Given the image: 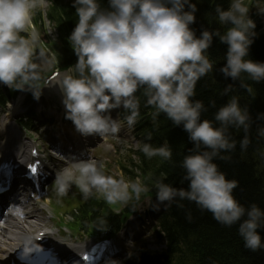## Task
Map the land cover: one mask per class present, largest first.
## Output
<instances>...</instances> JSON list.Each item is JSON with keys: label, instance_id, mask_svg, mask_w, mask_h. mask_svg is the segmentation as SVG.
<instances>
[{"label": "clouds", "instance_id": "obj_1", "mask_svg": "<svg viewBox=\"0 0 264 264\" xmlns=\"http://www.w3.org/2000/svg\"><path fill=\"white\" fill-rule=\"evenodd\" d=\"M36 7V0H0V85L31 92L38 101L42 93H37L34 82L40 75L32 61V48L21 36ZM72 7L77 19L67 39L77 60L58 84L65 119L83 137L115 134L119 120L112 111L127 112V124L132 127L142 96L145 106L154 109V117L163 114L173 126L182 127L193 145L180 164L182 183L187 182V187L167 183L165 176L156 183L157 204L166 210L173 203L177 207H183L182 201L194 203L202 212H210L218 224L238 225L246 249H264V208L255 202L241 203L234 194L239 181L229 179L215 162L231 159L237 148L233 129L243 132L241 151L251 143L252 113L234 94V85L255 99L247 81L264 82V61L250 58L259 33L245 0H229L227 8L217 4L214 21L219 27H202L199 34L193 27L199 11L193 0H73ZM256 14L264 17V8L258 7ZM214 38L227 45L218 71L233 83L221 92L226 103L216 109L212 119H206L203 114L209 107L215 108L216 102L206 106L196 99V89L216 68L209 52ZM255 119L264 121V113ZM256 135L264 139V124L256 127ZM146 139L151 141L152 135ZM141 150L149 159L171 160L173 156L167 142L158 147L143 143ZM72 186L85 200L94 193L102 194L109 204L131 199L126 182L106 174L103 165L90 156L73 155L71 165L56 171L53 188L58 197ZM131 189L136 200L145 191L139 181ZM97 225L102 228L106 221L100 219ZM127 246L133 249L135 241L129 239ZM38 250L30 245L26 253ZM109 259L111 264H120Z\"/></svg>", "mask_w": 264, "mask_h": 264}, {"label": "trees", "instance_id": "obj_2", "mask_svg": "<svg viewBox=\"0 0 264 264\" xmlns=\"http://www.w3.org/2000/svg\"><path fill=\"white\" fill-rule=\"evenodd\" d=\"M262 4L264 6V0ZM106 2V0H105ZM197 3V21L193 25L197 34L202 27H219L214 21V8L217 4L227 8L229 0H193ZM73 2L63 4L55 0L54 5L48 13V18L57 29V40L50 41L51 49L57 54L61 65H72L76 63L75 56L67 37L71 34L76 24L75 8ZM257 22L256 31L259 33L251 46L250 58L256 61H264V29L261 23L262 16L250 13ZM36 24L42 22V13L34 19ZM211 22V25L209 24ZM211 58L216 62V68L197 84L196 99H201L208 106L209 102L215 100L216 107H209L203 114V118L212 119L217 108L226 103L227 97L221 95L223 88L233 83L225 79L218 71L223 66L224 55L227 45L214 38L213 45L209 49ZM217 69V70H216ZM39 73V72H38ZM35 83V82H34ZM254 89L255 99L245 93L238 84L234 85V94L241 99V104L250 107L253 117L251 131V143L245 151H241L239 140L243 136L242 130H232L233 138L237 141V148L230 154L229 160H216L220 169L227 173L229 179L239 181V187L234 190L235 196L244 205L255 202L264 208V139L256 135V127L264 124L257 121V114L264 113V82L255 84L247 81ZM139 95V94H138ZM139 115L143 120L138 125V132L142 134L144 143L160 146L167 142L172 149L171 160H165L159 156L147 158L141 149L136 152L138 162L128 155L126 161L121 165L128 172H133L130 166L141 171L142 182L148 186L152 193L156 192L158 180L167 177L166 182L176 187H187V182L182 183L183 169L181 161L188 149L193 145L188 139V134L182 127L172 125L163 114L154 117V109L146 107L144 98L141 96ZM152 111L151 115L147 112ZM151 134L152 139L146 138ZM130 165V166H129ZM77 206L82 226L90 222L96 227V232H112L118 227L123 214L117 215L109 209V203L105 199L92 195L85 200L83 197ZM183 207H177L175 203L170 207L169 213L164 215L160 221V228L166 234L168 249L161 256H149L144 251H137L134 256L123 264H264V249L252 252L245 248L244 242L238 233V225L227 227L218 224L210 212H202L194 203L182 201ZM191 216V219H189ZM100 219L106 221L104 227H98ZM159 234V233H158ZM264 235V230H262Z\"/></svg>", "mask_w": 264, "mask_h": 264}, {"label": "rangeland", "instance_id": "obj_3", "mask_svg": "<svg viewBox=\"0 0 264 264\" xmlns=\"http://www.w3.org/2000/svg\"><path fill=\"white\" fill-rule=\"evenodd\" d=\"M36 3H37V6L41 7L44 10H46L49 6L48 0H36ZM245 3L249 7L251 13H256V9L258 7L264 8L262 1H260V0H245ZM31 21H29L27 23L25 32L21 33V36L26 41H28V43L30 44V46L32 48V53H33L32 60H33V62L37 66H39L43 71H49L50 69H52L55 66L57 57H56V54L53 53L48 46V38L55 41V39L57 37V30L55 29L54 24L47 21L46 27L42 28L43 32L39 31L36 28H34L32 24H31L32 26L30 25ZM261 23L264 27V17L262 18ZM44 30H45V32H44ZM26 92L27 91H24V93H26ZM56 98H57V96H56ZM3 112H4V110H2V107H0V127H1L0 136L5 131V130H3V127H2V121H5L4 120L5 116L3 115ZM12 129L15 131V137H16V139L14 140V145H18L20 142V139H24V137H26L25 135H28V134H27V132H24V130L18 128L17 126H16V128L13 126ZM133 140L134 139H132L131 141H133ZM113 144L114 145H112V144L111 145H109V144L105 145L102 148L103 152L100 153L99 158L93 159V160H95L97 163L103 165V169H104L106 174L111 175L117 179H122L123 181L126 182L125 176L117 168V166H118L117 162L120 160V156L123 154V151L125 150L126 147H125V145L122 144L121 140H118L117 142H114ZM63 167H65V166H63ZM126 184L128 185V188H130L132 185L129 182H126ZM146 207H142L141 209H144ZM138 213L141 216H139V215L134 216L133 217L134 222L136 224L142 225L141 227L144 228V231H146L145 236H147V234L150 231L149 227L153 225L152 224L153 218H151L149 216L148 210H141ZM43 218L45 219L44 216H43ZM37 223L43 224L44 222H38L37 221ZM49 223H51V222H49ZM151 236H152V233L149 235L148 239H151ZM69 241L76 242L74 244L69 243L68 245H72V247H75L78 249L79 248H85L86 245L91 244V243H92V246L94 244L93 240L84 239V238L81 239L80 237L69 239ZM135 246H136V244H135ZM159 248H161V247L160 246L151 247L152 251H156Z\"/></svg>", "mask_w": 264, "mask_h": 264}, {"label": "bare ground", "instance_id": "obj_4", "mask_svg": "<svg viewBox=\"0 0 264 264\" xmlns=\"http://www.w3.org/2000/svg\"><path fill=\"white\" fill-rule=\"evenodd\" d=\"M64 76L59 77L58 81L50 86V88L47 91L48 95H49V93L51 91L52 93H56L59 96V99L62 100L58 84L63 79ZM62 108L64 109L63 105H62ZM8 132H9V135H10L8 140H7V138H6V141H5L4 138H0V146L2 148V152H1L2 156H0V161H1L2 158L6 157V154H7V156L8 155L14 156L13 155L14 152H16L17 154L19 152L18 157L22 156L20 151L12 149V146H13L12 141L15 139V137H14L15 133L13 132V130L11 129L10 126H8ZM17 149H21V147H18ZM23 154H25V152H23ZM24 222H27V226H28L27 228L23 226V221L22 220H17L16 219L14 221H8L7 222L8 223L7 227H3V228L0 229L1 230V232H0L1 237L3 236L4 238H7V239H3L2 238V239H0V241L3 240V242H5V243L9 244L10 246H12L13 242L11 243V237L10 236L12 234H15L13 229H18L19 230V234L18 235H22V233L29 232L31 229L34 228V224L29 221L28 216L24 217ZM6 234H9L10 236H7ZM18 239H21V237L18 236V238H15L13 241H15V240L18 241ZM1 246L2 245H0V249H2Z\"/></svg>", "mask_w": 264, "mask_h": 264}, {"label": "snow or ice", "instance_id": "obj_5", "mask_svg": "<svg viewBox=\"0 0 264 264\" xmlns=\"http://www.w3.org/2000/svg\"><path fill=\"white\" fill-rule=\"evenodd\" d=\"M33 171H35V169H33Z\"/></svg>", "mask_w": 264, "mask_h": 264}]
</instances>
